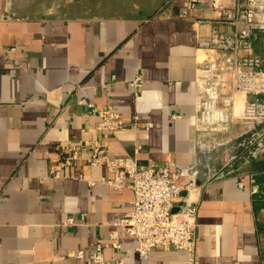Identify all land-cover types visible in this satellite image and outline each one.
<instances>
[{
  "label": "crops",
  "instance_id": "0c3cea01",
  "mask_svg": "<svg viewBox=\"0 0 264 264\" xmlns=\"http://www.w3.org/2000/svg\"><path fill=\"white\" fill-rule=\"evenodd\" d=\"M103 2L110 9L90 16H0V264H80L114 234L119 246L105 256L123 264H264V137L252 144L264 128L232 124L215 143L196 129L198 38L217 12L181 16L171 0ZM107 105L126 121L114 134L98 130L94 110ZM235 138L245 144L238 152ZM93 140L108 144L111 159L173 164L179 184L192 183L184 191L199 204L194 263L185 250L138 253L116 224L133 191L103 183L106 165H88ZM71 146L79 169L50 175ZM234 152L236 175L219 174Z\"/></svg>",
  "mask_w": 264,
  "mask_h": 264
},
{
  "label": "built area",
  "instance_id": "2783aa9c",
  "mask_svg": "<svg viewBox=\"0 0 264 264\" xmlns=\"http://www.w3.org/2000/svg\"><path fill=\"white\" fill-rule=\"evenodd\" d=\"M178 3L181 16L212 10L217 12L214 25L209 32L198 38V50L202 53L196 69V129L200 140L215 143L221 133L232 124L243 123L248 128L264 125V58L254 53V38L257 30L264 31V0H171ZM131 85L137 90L142 87V78L137 77ZM99 117L98 130L114 134L126 125L122 115L111 105L95 109ZM135 125L139 116H133ZM137 126V125H136ZM151 125L148 126L150 128ZM264 137V132L252 140ZM242 146H245L243 143ZM141 146H138V150ZM58 165H51L52 176H62L67 166L79 169L80 150L76 147L62 148ZM236 160L227 159L218 173L236 175ZM90 166L106 165L110 177L102 182L115 190L130 188L133 191L132 209L116 223L125 228L136 243L141 256L153 249L185 250L194 263L197 251L198 201L184 197L178 213L172 210L179 203L185 188L178 179L182 172L173 171V164L157 165L153 162L140 165L134 158L111 159L108 144L93 140L90 143ZM79 179H85L76 172ZM253 192L258 185L251 177ZM90 186L96 182L88 180ZM239 186H244L241 177ZM70 217L66 223H73ZM118 247L116 234L112 241L99 244L80 264H123L120 259H107L105 248ZM84 258V252H78Z\"/></svg>",
  "mask_w": 264,
  "mask_h": 264
},
{
  "label": "rangeland",
  "instance_id": "374dc122",
  "mask_svg": "<svg viewBox=\"0 0 264 264\" xmlns=\"http://www.w3.org/2000/svg\"><path fill=\"white\" fill-rule=\"evenodd\" d=\"M119 1L120 0H106L107 3L111 4H117ZM103 4H105L103 0H96V2H91L90 0H0V16L9 15L14 17L15 15H28L39 17L47 16L50 12H68L73 16H90L93 12L107 11L110 9L100 7ZM258 48L262 49L263 46H258ZM254 53L260 55V53L255 51V47ZM255 128L258 129L254 130ZM262 128H264V125H255L252 127V133L260 130L263 131L264 129L262 130ZM233 144H236V152H238L243 147L241 143L238 145L239 142L237 138H235ZM236 152L228 156L226 160L234 157L235 154H237Z\"/></svg>",
  "mask_w": 264,
  "mask_h": 264
},
{
  "label": "trees",
  "instance_id": "16d2710c",
  "mask_svg": "<svg viewBox=\"0 0 264 264\" xmlns=\"http://www.w3.org/2000/svg\"><path fill=\"white\" fill-rule=\"evenodd\" d=\"M254 47L255 51L257 53H260L262 57L264 58V31L263 30H257L256 31V38L254 39ZM258 46H263V48H258Z\"/></svg>",
  "mask_w": 264,
  "mask_h": 264
},
{
  "label": "water",
  "instance_id": "95a60500",
  "mask_svg": "<svg viewBox=\"0 0 264 264\" xmlns=\"http://www.w3.org/2000/svg\"><path fill=\"white\" fill-rule=\"evenodd\" d=\"M145 165H148V163L145 162ZM186 195H187V192L184 191V192H183V196L186 197ZM182 205H183V202H179V203L177 204V206L172 210V214H176V213H178V212L180 211Z\"/></svg>",
  "mask_w": 264,
  "mask_h": 264
}]
</instances>
